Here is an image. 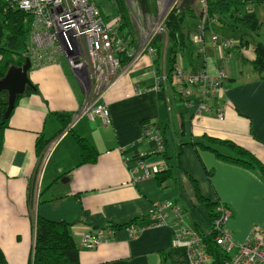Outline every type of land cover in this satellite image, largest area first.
Listing matches in <instances>:
<instances>
[{"label": "crops", "instance_id": "0c3cea01", "mask_svg": "<svg viewBox=\"0 0 264 264\" xmlns=\"http://www.w3.org/2000/svg\"><path fill=\"white\" fill-rule=\"evenodd\" d=\"M97 1L113 12L107 0ZM255 11L264 22V4ZM118 34H128L133 43L130 31ZM189 40L200 72L210 78L226 74L220 90L205 94L200 84L179 86L174 75L158 83L167 71L166 53L156 67L147 44L142 50L134 47L129 61L121 63V78L102 91L100 101L111 117L108 125L97 117H74L97 98L82 88L65 63L30 68L35 90L17 100L0 154V247L9 264H30L37 215L68 223L76 243L83 234L108 224L145 217L129 228L113 229L93 250L81 247L80 264H162L159 253L172 247L174 221H203L190 177L202 196L226 206L227 227L240 242L251 227L263 223L264 180L256 171L220 161L206 150L180 148L206 134L236 142L264 164V79L257 78L250 65L254 36L245 37L248 44L240 47L239 30L218 23L204 29L202 21H194ZM225 41L231 44L222 47ZM175 65L191 72L180 55ZM55 112L70 116L62 130ZM145 119L159 124L172 157L173 177L163 187L145 173L165 169L154 139L148 132L143 138ZM75 134L97 152L94 163L80 164ZM39 140H46L44 149L55 142L44 164L36 152ZM155 204L167 207L164 224L152 223Z\"/></svg>", "mask_w": 264, "mask_h": 264}, {"label": "trees", "instance_id": "16d2710c", "mask_svg": "<svg viewBox=\"0 0 264 264\" xmlns=\"http://www.w3.org/2000/svg\"><path fill=\"white\" fill-rule=\"evenodd\" d=\"M116 9L114 18L118 23L119 31L131 29V18L123 0H111ZM138 9L145 14H156L155 0H136ZM264 4V0H205L200 4V0H180L163 21L160 31L154 34L147 43L146 49L152 51L153 64L158 67L163 54L167 55V71L163 77H159L158 83L166 79L171 81L176 70V58L178 55L187 60L191 66V72H200L201 67L195 62V55L192 53L189 40V26L194 21H202V26L206 29L210 24L218 23L239 30L240 47H245L248 40L245 37L254 36V60L250 63L252 73L264 79V22L258 19L255 7ZM101 15L106 18L103 9L100 7ZM33 16L28 12L11 7L8 3L0 0V79L6 74L9 67H21L24 65L30 47V36L32 32ZM122 57V64L129 61L130 56L126 50L118 53ZM242 63L244 59L239 56ZM35 90V85L27 87L22 95H18L15 101L31 91ZM14 104V107H15ZM8 106V92L0 91V154L3 147L4 131L7 127L8 118L4 113ZM55 117L60 124V130L64 129L69 122V114L55 112ZM164 125L163 123H160ZM159 125V124H158ZM157 123L150 122L149 119L141 121L143 138L146 132L153 127L160 136L162 131ZM80 155V164L94 163L97 152L85 141V139L75 134ZM46 140H39L36 145V152L40 154L46 146ZM165 145L164 149L156 154L162 156L165 169L157 170L152 174L156 184L163 187L171 180L172 159ZM192 146L201 150H206L223 162L233 164L247 170L256 171L264 180V164L249 150L234 141L203 135L199 142H187L180 146ZM195 192V198L200 210L203 211V221H193V227L201 234L203 244L207 253L212 257L213 264H223L226 255L214 242V231L210 228V223L220 217L217 211L218 201H212L200 194L196 182L190 177ZM223 204V203H221ZM224 205V204H223ZM224 207H226L224 205ZM145 217L132 219L123 225H111L112 229L129 228L142 221ZM33 245L30 253V264H80V246L73 240L71 226L64 221H53L37 215L33 221ZM160 258L162 264H185V249L171 247L161 251ZM0 264H9L0 247Z\"/></svg>", "mask_w": 264, "mask_h": 264}, {"label": "built area", "instance_id": "2783aa9c", "mask_svg": "<svg viewBox=\"0 0 264 264\" xmlns=\"http://www.w3.org/2000/svg\"><path fill=\"white\" fill-rule=\"evenodd\" d=\"M2 1L33 16L30 47L27 53L31 67L65 63L67 68L73 71L82 88L97 98L95 103L84 105L74 117L88 115L99 118L104 125L110 124L109 110L106 104L100 101L102 91L110 88L123 75L122 57H119L118 53L126 50L130 58L133 56L129 41L125 38L128 35L118 34V23L114 16L103 18L97 0ZM204 3L205 0H201V4ZM160 30L163 31V28L160 27ZM211 39L216 44L217 36L213 35ZM226 44L231 42L225 41L221 45L224 47ZM148 52L152 54L150 49ZM174 77L179 86L200 84L202 92L214 94L220 90L226 74L220 72L216 77L210 78L204 72H187L176 67ZM218 116L221 117V113H218ZM147 132L155 141V151L161 152L164 149L163 139L153 127ZM54 143L53 141L51 147H46L40 153L42 164L45 163ZM142 165L144 166L143 163ZM156 171L154 167L150 172L146 169L145 173L152 175ZM166 208L163 205H154L151 211L153 224L165 223ZM217 211L220 212V217L210 223V228L214 231V242L227 256L223 264H264V218L262 224L251 227L244 241L237 243L225 226L230 216L229 211L221 203ZM175 212L178 213V208ZM170 228L172 247L185 249V264H213L201 234L193 226L184 221H174ZM112 232L113 229L108 224L83 234L78 245L93 250L106 241Z\"/></svg>", "mask_w": 264, "mask_h": 264}, {"label": "rangeland", "instance_id": "374dc122", "mask_svg": "<svg viewBox=\"0 0 264 264\" xmlns=\"http://www.w3.org/2000/svg\"><path fill=\"white\" fill-rule=\"evenodd\" d=\"M123 1H124L125 6L127 7L129 16L131 18V29L126 30V31H130L132 33L133 43H132V37L128 38L129 36H125V38L128 39L129 46H130V43L132 44L133 48L131 47L130 49H132V52H134L135 51L134 47H139L140 48L139 50H142L144 47H146V44L149 42L151 37L154 34L161 31L160 27L162 28L164 19L166 18L168 13L174 7L178 5L180 0H155L156 1V14L155 15L142 13L137 7L138 5H137L136 0H123ZM107 3L111 7H113V12H110L106 7H101L105 5L103 4V2L100 3L101 5L100 7L103 9V12L106 18L108 19V18H111V16H113L114 14L116 15V9L113 6V1L107 0ZM200 4H201V0H200ZM258 13H259V16H261V10ZM112 22H114V20ZM229 219L230 218H228V220ZM189 220L190 219L188 218V221L186 224H188L189 226H193V221L191 220L189 221ZM227 222H225L226 227H227ZM229 231L232 235V239L235 242L239 243L241 241L240 237L236 233L234 234L235 236H233L231 229H229Z\"/></svg>", "mask_w": 264, "mask_h": 264}, {"label": "water", "instance_id": "95a60500", "mask_svg": "<svg viewBox=\"0 0 264 264\" xmlns=\"http://www.w3.org/2000/svg\"><path fill=\"white\" fill-rule=\"evenodd\" d=\"M31 68L29 58H26L24 65L21 67L11 66L6 74L0 79V91L8 92V106L4 113V117L8 118L14 108V104L18 95H22L27 87H31L28 77V71Z\"/></svg>", "mask_w": 264, "mask_h": 264}]
</instances>
